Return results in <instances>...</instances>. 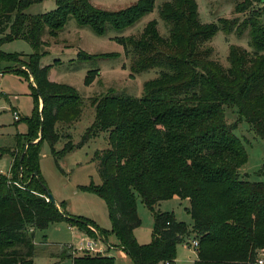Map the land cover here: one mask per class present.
Masks as SVG:
<instances>
[{
  "label": "trees",
  "instance_id": "16d2710c",
  "mask_svg": "<svg viewBox=\"0 0 264 264\" xmlns=\"http://www.w3.org/2000/svg\"><path fill=\"white\" fill-rule=\"evenodd\" d=\"M43 1L0 0V73L23 72L29 81L33 78L36 107L26 135H34L37 122L40 139L25 144L23 161L14 163L11 178L0 173V264H34L36 232L61 222L104 239L111 249H123L134 264H174L177 246L186 239L198 242L194 264H258L264 252V182L240 174L248 154L234 134L238 123H227L224 106L235 108L239 121L248 122L264 140V0H242L235 12L249 16L242 22L223 19L219 26L201 23L196 0H171L160 9L167 37L150 21L138 36L114 38L131 58L133 75L155 68L160 75L146 83L140 99L112 94L91 101L96 120L83 140L105 132L109 147L96 154L102 183L89 190L105 200L112 231L69 214L63 202L48 200L51 193L39 168L40 144L47 141L58 161L72 152L70 142L57 151L66 137L58 128L79 119L82 101L74 88L49 80L50 66L41 65L49 46L43 36L56 38L71 18L97 35L123 32L152 13L156 0H138L117 12L101 10L91 0H55L52 12L26 13ZM220 28L227 34L249 31L253 48L249 52L231 46L228 68L212 58L213 49L207 45ZM15 40L28 42L33 53H4L2 46ZM78 58L92 61L91 56ZM2 62L12 65L2 68ZM98 72L89 71L86 82ZM136 194L154 220L148 245L135 236L142 225ZM175 197L189 200L191 230L157 211L161 202ZM110 235L116 237L115 245L107 242ZM60 251L51 253L60 264H115L107 254L75 255L69 245Z\"/></svg>",
  "mask_w": 264,
  "mask_h": 264
},
{
  "label": "rangeland",
  "instance_id": "374dc122",
  "mask_svg": "<svg viewBox=\"0 0 264 264\" xmlns=\"http://www.w3.org/2000/svg\"><path fill=\"white\" fill-rule=\"evenodd\" d=\"M170 1L156 0V7L152 13L123 32L108 30L103 36L97 35L90 28L79 27L74 18H71L56 38H51L48 34L43 36V40L49 46L46 48L41 65L50 66L48 71L50 81L75 89L82 101V113L79 119L66 129L58 128L60 133L66 137L56 146L57 151H62L66 143L70 142L74 147L72 152L58 161L52 155L48 142L45 140L41 142L39 147L40 174L51 195L60 203L66 204L65 211L73 216L91 220L107 231L113 229L107 204L99 194L89 189L99 187L102 183L95 157L98 152L109 147V139L108 133L101 132L86 142L83 140L96 120L95 108L91 101L112 94L136 99L144 96L146 83L157 79L160 70L155 68L133 75L131 58L114 38L138 36L150 21H156L160 34L167 37L168 28L161 19L160 9L163 4ZM241 1L196 0L199 19L202 24L218 26L219 21L223 19L229 21L238 19L242 22L249 15L235 12L236 5ZM91 2L101 10L117 12L137 4L138 0H91ZM55 8V0H44L32 5L26 13L32 16L42 15L52 12ZM2 36L0 35V40ZM207 45L213 49L212 58L224 68L230 66L231 46L241 47L249 52L253 51L249 31L243 34L238 32L227 34L220 28ZM1 49L8 55L29 56L33 53L30 44L24 40L5 43ZM79 54L91 56L92 61H80ZM9 65H12L11 62L1 63L2 68ZM91 70L99 72L96 78L88 84L86 77ZM31 81L23 72L0 73V173L10 178L14 163L18 164L21 159L25 144L39 140V124L36 120L34 121L36 122L34 135H26L29 132L27 120L33 116L36 107ZM39 103L41 107V99ZM224 109L227 123L229 125L238 123L234 134L243 142L248 154V161L240 168V174L247 176L248 181L264 182V140L254 133L248 122L239 121V114L235 108L225 105ZM14 112L18 113V120H15ZM28 182L29 178L24 179V185ZM136 206L142 225L136 230L135 236L139 243L148 245L153 239V216L138 194H136ZM189 206V200L175 197L161 202L157 211L168 213L178 222L185 223L191 230L193 220L187 212ZM90 238L92 237L66 222L53 224L46 230H38L34 264H60L56 258L51 256V253L61 252V247L65 245H73L74 254L82 255L83 251L75 249ZM107 242L115 245L116 237L110 235ZM98 243L106 249L108 256L115 259V262L118 260L119 254L114 250L115 248H109V244L101 239ZM190 244L192 241L186 239L177 246L174 264L195 263L197 253ZM62 264H71V262L67 260Z\"/></svg>",
  "mask_w": 264,
  "mask_h": 264
},
{
  "label": "built area",
  "instance_id": "2783aa9c",
  "mask_svg": "<svg viewBox=\"0 0 264 264\" xmlns=\"http://www.w3.org/2000/svg\"><path fill=\"white\" fill-rule=\"evenodd\" d=\"M18 116H19L18 113L14 112L15 120L19 119ZM98 240H100V239H97V240L92 239V238L87 239L83 243H81L79 248H77L75 250L83 251V253L85 252V253H90V254L105 255L106 250L103 246L99 245ZM191 246L196 249L198 247V242L197 241L192 242ZM258 264H264V252L261 253V257L258 260Z\"/></svg>",
  "mask_w": 264,
  "mask_h": 264
},
{
  "label": "crops",
  "instance_id": "0c3cea01",
  "mask_svg": "<svg viewBox=\"0 0 264 264\" xmlns=\"http://www.w3.org/2000/svg\"><path fill=\"white\" fill-rule=\"evenodd\" d=\"M135 234H136V231H135ZM36 244H38L37 240H36ZM140 244H143V243L140 242ZM114 250L116 252H118V254H119L118 260H116L115 264H134V262L131 260V258L129 256L126 255V253L124 252L123 249L115 248ZM105 253L107 254V252H105Z\"/></svg>",
  "mask_w": 264,
  "mask_h": 264
},
{
  "label": "water",
  "instance_id": "95a60500",
  "mask_svg": "<svg viewBox=\"0 0 264 264\" xmlns=\"http://www.w3.org/2000/svg\"><path fill=\"white\" fill-rule=\"evenodd\" d=\"M38 92H39V91H38ZM40 97H41V109H40V111H41V113H42V111H43V98H42L41 95H40ZM43 131H44V125H43V121H42V122H41V127H40V137H42ZM39 140H40V139H39ZM39 140H38V141H39ZM38 141H36V142H38ZM24 154H25V152H24ZM23 158H24V155H23L22 158H21V162L23 161ZM35 175H37V174H35ZM37 176H38V175H37ZM38 179H39V177H38ZM48 200L51 201L52 203H55V204L58 203L57 199H56L54 196H52L51 194L49 195ZM101 240L104 241V239H101ZM104 242H105V241H104Z\"/></svg>",
  "mask_w": 264,
  "mask_h": 264
}]
</instances>
